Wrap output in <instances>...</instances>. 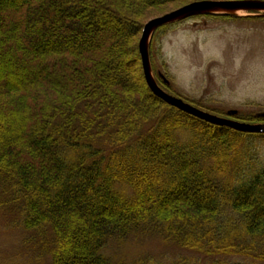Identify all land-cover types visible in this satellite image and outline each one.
<instances>
[{"label":"trees","instance_id":"16d2710c","mask_svg":"<svg viewBox=\"0 0 264 264\" xmlns=\"http://www.w3.org/2000/svg\"><path fill=\"white\" fill-rule=\"evenodd\" d=\"M175 2L0 0V191L44 234L46 264H126L108 245L147 234L264 264V159L249 147L264 134L198 120L145 84L135 14ZM176 24L149 46L166 88L151 50Z\"/></svg>","mask_w":264,"mask_h":264},{"label":"rangeland","instance_id":"374dc122","mask_svg":"<svg viewBox=\"0 0 264 264\" xmlns=\"http://www.w3.org/2000/svg\"><path fill=\"white\" fill-rule=\"evenodd\" d=\"M185 3L187 0H179L163 8L141 11L135 17L144 23ZM156 38L160 42L153 45L151 59L160 81L169 86L163 87L156 81L163 91L189 99L199 109L222 118H230L226 115L228 111H237L235 117L264 119V12L238 11L234 15H215L213 19L193 17L158 33ZM96 50H100L99 45ZM3 62L0 56V63ZM235 117L230 119L264 123ZM249 141H252L251 155L264 159V141L254 138ZM3 197L0 191V264H46L48 259L41 251L44 234L23 230L16 209ZM106 254L126 264L233 263L179 249L149 234L130 236L123 243H110Z\"/></svg>","mask_w":264,"mask_h":264},{"label":"water","instance_id":"95a60500","mask_svg":"<svg viewBox=\"0 0 264 264\" xmlns=\"http://www.w3.org/2000/svg\"><path fill=\"white\" fill-rule=\"evenodd\" d=\"M238 11L264 12L262 0H235V1H196L184 5L172 12L149 20L142 28L138 41V54L143 73V78L150 92L166 105L173 107L191 117L218 127H226L240 133L264 134V123H245L233 119L237 111H228L227 116L222 118L209 112L203 111L182 99L163 91L154 78L150 58L149 45L153 34L161 27L173 25L186 19L204 15H234ZM264 117V114L262 115Z\"/></svg>","mask_w":264,"mask_h":264}]
</instances>
